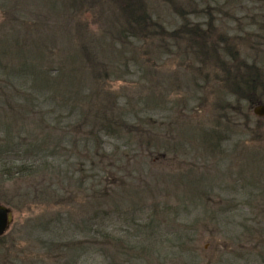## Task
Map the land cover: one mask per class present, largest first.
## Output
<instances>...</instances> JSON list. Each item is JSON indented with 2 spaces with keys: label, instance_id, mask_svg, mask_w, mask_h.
Wrapping results in <instances>:
<instances>
[{
  "label": "rangeland",
  "instance_id": "374dc122",
  "mask_svg": "<svg viewBox=\"0 0 264 264\" xmlns=\"http://www.w3.org/2000/svg\"><path fill=\"white\" fill-rule=\"evenodd\" d=\"M120 1L0 0V264H264V0Z\"/></svg>",
  "mask_w": 264,
  "mask_h": 264
},
{
  "label": "trees",
  "instance_id": "16d2710c",
  "mask_svg": "<svg viewBox=\"0 0 264 264\" xmlns=\"http://www.w3.org/2000/svg\"><path fill=\"white\" fill-rule=\"evenodd\" d=\"M121 5V10H123L124 15H125V24L124 26L120 29V33L122 36H128V37H134V38H144L145 36H147V34L150 33V31H148V27L149 26H153V20H152V16L150 14H148V12H143L144 10L141 8V2H138L137 0H121L119 2ZM199 33V31L197 29H193L191 31H189V35L191 36V39L197 41L200 40V35L197 34ZM183 34H185L183 32ZM188 35V33H186ZM240 70V69H237ZM236 70V71H237ZM252 72L249 73V75ZM234 76L228 73L226 78H233ZM255 77V76H254ZM255 79V78H253ZM257 79V78H256ZM247 83V82H246ZM249 87V84H247ZM236 88H232V91L237 94V92L239 93V89L240 88H244V86H240V84H237L235 86ZM246 88L247 90H242V92L244 91H248L249 88ZM251 92V91H249ZM255 96V95H254ZM249 98L251 100L253 98V94L250 93L249 94ZM2 239V238H0ZM1 241V240H0Z\"/></svg>",
  "mask_w": 264,
  "mask_h": 264
},
{
  "label": "water",
  "instance_id": "95a60500",
  "mask_svg": "<svg viewBox=\"0 0 264 264\" xmlns=\"http://www.w3.org/2000/svg\"><path fill=\"white\" fill-rule=\"evenodd\" d=\"M264 115V106L257 110ZM11 224V208L0 203V237L3 236Z\"/></svg>",
  "mask_w": 264,
  "mask_h": 264
}]
</instances>
